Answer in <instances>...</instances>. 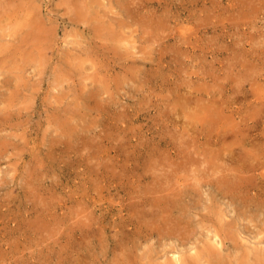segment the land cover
Segmentation results:
<instances>
[{
	"label": "rangeland",
	"instance_id": "rangeland-1",
	"mask_svg": "<svg viewBox=\"0 0 264 264\" xmlns=\"http://www.w3.org/2000/svg\"><path fill=\"white\" fill-rule=\"evenodd\" d=\"M129 1L0 0V264H166L197 257L221 227L233 236L217 245L225 264L264 258L260 199L243 216L203 186L188 202L220 217L170 218L172 238L155 231L162 218H140L154 210L144 201L154 185L176 182L167 171L211 174L241 164L242 153L264 155V3ZM109 28L116 42L103 40ZM201 84L206 106L217 96L233 122H212L206 108L207 122L168 115L175 96ZM233 125L238 139L223 140Z\"/></svg>",
	"mask_w": 264,
	"mask_h": 264
},
{
	"label": "bare ground",
	"instance_id": "bare-ground-1",
	"mask_svg": "<svg viewBox=\"0 0 264 264\" xmlns=\"http://www.w3.org/2000/svg\"><path fill=\"white\" fill-rule=\"evenodd\" d=\"M132 1V0H130ZM129 1V2H130ZM139 1V0H138ZM244 1L247 0H238V3L236 4L238 7H242ZM248 1H255V2H259V3H264V0H248ZM21 3V2H20ZM37 3V2H36ZM131 4L133 2H130ZM233 3V2H232ZM254 3V2H253ZM258 3V4H259ZM250 4V3H249ZM35 5V4H34ZM73 5V4H72ZM84 5V4H83ZM121 5V3H120ZM254 5V4H253ZM85 6V5H84ZM89 6V5H88ZM250 6V5H249ZM248 6V7H249ZM264 6V5H263ZM19 7V6H18ZM24 7V6H23ZM123 7V6H121ZM134 7V6H133ZM244 7V6H243ZM242 7V8H243ZM246 7V8H248ZM69 8V7H67ZM264 8V7H263ZM84 10L89 9V7H87V5L82 8ZM126 9V8H125ZM128 9V7H127ZM126 9V10H127ZM139 8H136L134 11H137ZM68 10V9H67ZM70 10V9H69ZM68 10V12H70ZM74 10V9H73ZM81 13L82 16H84V13L87 14V12ZM131 10V9H130ZM233 10V9H232ZM241 10V9H240ZM22 11V10H21ZM24 11V10H23ZM22 11V12H23ZM75 11V10H74ZM140 11V10H139ZM19 12V11H18ZM39 12V11H37ZM127 12V11H125ZM155 12V11H154ZM29 13V12H28ZM80 13V12H77ZM137 13V12H136ZM135 13V15H136ZM33 14V13H32ZM35 14V13H34ZM74 14H76L74 12ZM89 14V13H88ZM23 15V13H22ZM21 15V16H22ZM132 15H134L132 13ZM141 15V14H140ZM78 16V15H77ZM139 16V15H136ZM62 17V16H61ZM134 17V16H133ZM147 17V16H146ZM138 18V17H135ZM83 19V18H82ZM134 19V18H132ZM139 19V18H138ZM145 19V18H144ZM160 19V18H159ZM70 20V19H68ZM84 20V19H83ZM82 20V21H83ZM87 20V19H86ZM138 21V20H137ZM34 22V21H33ZM84 22V21H83ZM123 22V21H122ZM144 22V21H143ZM29 24V23H27ZM97 24V23H96ZM34 25V24H33ZM32 25V26H33ZM36 25V24H35ZM40 25V24H39ZM37 25V26H39ZM95 25V24H94ZM150 25V24H149ZM49 26V25H48ZM73 26V25H72ZM76 26V25H75ZM108 26V25H107ZM113 26V25H112ZM53 27V26H52ZM100 27V26H97ZM96 27V29H97ZM160 27V26H159ZM47 28V27H46ZM50 28V27H49ZM129 28V27H128ZM139 28V27H138ZM142 28V27H141ZM154 28V27H153ZM48 29V28H47ZM238 29V27H237ZM7 30V29H5ZM27 30V29H26ZM30 31V29H28ZM49 30V29H48ZM11 31V30H10ZM32 31V30H31ZM53 31V30H52ZM127 32V29L125 30ZM143 31V30H141ZM152 31V30H151ZM154 31V30H153ZM107 32L111 33L109 35L110 40L107 38H103V40H108L109 42H116L117 41V36L114 33L115 31L112 32V28L107 29ZM122 32V31H121ZM154 33V32H152ZM13 34V33H12ZM37 34H38V38L41 37H47L46 35V30L42 27H39V29L37 30ZM171 34V33H170ZM158 35V34H157ZM156 35V36H157ZM162 35V34H161ZM27 36V35H26ZM102 36V35H101ZM173 36V35H172ZM253 37V36H252ZM16 38V37H15ZM19 38V37H18ZM24 38V37H21ZM156 38V37H155ZM168 38V37H167ZM170 38V37H169ZM241 39V38H240ZM36 40V39H35ZM46 40V39H45ZM44 40V42H45ZM165 40V39H164ZM33 41V40H31ZM30 41V42H31ZM118 41H120V38L118 39ZM28 42V41H27ZM133 42V41H131ZM156 42V41H155ZM158 42V40H157ZM196 43V42H195ZM30 44V43H29ZM238 45V44H237ZM33 47V46H32ZM115 47V46H114ZM118 47V46H117ZM116 47V48H117ZM123 47V46H122ZM133 47V45H132ZM178 47V46H177ZM24 49V48H23ZM22 49V50H23ZM31 49V48H30ZM34 49V48H33ZM131 49V47H130ZM173 49V47H172ZM45 50V49H44ZM118 50V49H117ZM27 51V50H26ZM120 51V50H119ZM115 52V51H114ZM134 53V52H133ZM149 53V52H148ZM240 53V52H239ZM131 54V53H130ZM237 54V53H236ZM13 55V54H12ZM27 55V54H26ZM129 55V54H128ZM140 55V54H139ZM244 55V54H243ZM43 56V55H42ZM115 56V55H113ZM150 56V55H149ZM20 57V56H19ZM47 57V56H46ZM119 57V56H118ZM129 57V56H128ZM133 57V56H132ZM136 57V56H135ZM244 57V56H243ZM25 59V58H24ZM42 59V58H41ZM47 59V58H45ZM116 59V58H115ZM240 59V58H239ZM18 60V59H17ZM144 60V59H143ZM246 60V59H245ZM45 61V60H44ZM243 61V60H242ZM229 62V61H228ZM233 62H235L233 60ZM11 63V62H10ZM238 63V62H237ZM39 64V63H38ZM248 64V63H247ZM10 66V65H9ZM11 67V66H10ZM9 67V68H10ZM18 67V66H17ZM6 68V67H5ZM58 68V67H57ZM13 69V68H12ZM10 70V69H9ZM246 70V69H245ZM196 74V73H195ZM245 75V74H244ZM203 76V75H202ZM213 76V75H212ZM240 76V75H239ZM242 76V75H241ZM216 77V76H215ZM228 78V77H227ZM247 78V77H246ZM245 79V78H243ZM206 86V80L203 78L202 79ZM248 81V80H247ZM234 82V81H233ZM256 82V80H255ZM181 85V84H180ZM56 86V85H55ZM239 86V85H238ZM29 87V86H28ZM189 88V87H188ZM226 88V86H225ZM210 89V88H209ZM236 89V87H235ZM234 88L230 87V91L228 89L227 92H231L232 94H237L238 93V89L235 90ZM221 90V89H220ZM225 90V91H226ZM200 91L197 92H193L192 93V89H190V91H187L186 93L182 92L183 94H181V97L179 96H175L173 98L174 100V105H169L173 106V113H171L170 110H168V115L171 116H178L180 119H185L188 122H190L192 124V122H198V120H202L204 118H202L201 116H199L202 112V110L204 108L208 109V115L206 117L211 118L210 120L213 122V120L218 121L221 117L224 118V120H230L231 122H233V115H226V113L224 111L225 107L223 105V103H221V100H218L217 96L212 95L210 102L208 101L209 104H205V99H204V95L202 94L205 93L207 95V87H203L202 84L200 86ZM245 92V91H244ZM189 93V96H187ZM187 94V95H184ZM250 94V93H249ZM174 95V94H173ZM209 95V93H208ZM194 96V97H193ZM227 96V95H226ZM230 96V95H229ZM240 96V95H239ZM233 97V96H232ZM231 97V98H232ZM221 99V98H220ZM238 98H233V101H235ZM171 100V99H168ZM242 100H244L243 102H245L246 104H249L248 102H246V96L242 97ZM229 101V100H228ZM167 103V102H166ZM207 103V102H206ZM225 104V103H224ZM234 104V103H233ZM251 105V104H249ZM206 106V107H205ZM226 106V105H225ZM221 109L223 110V112H221ZM249 109V107H248ZM179 111H181V115L178 114ZM237 111V110H236ZM67 112V111H66ZM178 112V113H177ZM216 112H218V117L216 116L217 114H215ZM238 112V111H237ZM246 112V111H245ZM244 112V114H245ZM199 114V115H198ZM204 114V113H203ZM221 115V116H220ZM241 115V114H239ZM56 116V115H55ZM261 116V115H260ZM197 117V119H196ZM205 117V118H206ZM201 118V119H200ZM242 118V115L241 117ZM240 118H239V122H240ZM246 118H251V117H246ZM57 119V118H56ZM171 119V118H170ZM195 119V120H194ZM67 120V119H66ZM194 120V121H193ZM245 120V119H244ZM186 121V122H187ZM203 121V120H202ZM205 122H207V119H204ZM209 121V119H208ZM62 122V121H61ZM74 122V121H73ZM179 122V121H177ZM185 122V123H186ZM227 122V121H226ZM238 122V125H239ZM184 123V122H183ZM184 123V124H185ZM228 123V122H227ZM182 124V123H180ZM67 125V124H66ZM189 125V124H188ZM186 125V126H188ZM232 125V124H231ZM239 127V126H237ZM241 127V126H240ZM59 128V127H58ZM67 128L70 129V127L68 126ZM236 127L233 125L231 130L227 131V130H221V138L223 137V140L228 138L229 133H232V136L238 139V135L236 132ZM221 129V128H220ZM230 129V128H229ZM71 130V129H70ZM67 132V131H66ZM65 132V133H66ZM244 136V135H243ZM250 137V136H249ZM247 138V137H246ZM220 139V138H219ZM236 139V140H237ZM262 139V138H261ZM227 140V139H226ZM253 141V139H252ZM240 142V141H239ZM262 142V141H261ZM219 143V142H218ZM223 143V142H222ZM264 143V142H263ZM232 144V143H231ZM242 144V143H241ZM253 144V143H252ZM221 145V144H220ZM259 145V144H258ZM263 145V144H261ZM181 146V145H180ZM217 146V145H216ZM243 146V145H242ZM244 147V146H243ZM234 149V148H232ZM182 150V149H181ZM246 150V149H245ZM222 151V149H221ZM234 153V152H233ZM187 154V153H186ZM236 154V152H235ZM192 156V155H191ZM189 155V157H191ZM223 157V156H222ZM235 158V156H232ZM225 158V157H224ZM227 158V157H226ZM231 158V157H230ZM232 159V158H231ZM182 160V159H181ZM193 160V159H192ZM224 160V159H223ZM235 160V159H234ZM226 161V160H225ZM239 162L236 163H241V164H237L236 167H233V162L231 161L232 165L228 170H224L221 172H212L211 174L206 173L203 174L202 172H198L199 174H194L193 176H190L189 174H183V172H178V171H172V172H168L166 173V175H169V177L165 176V179L168 178H175L176 182L173 184L170 183H160V185H154L153 190L155 191V193H157V195H155V197L153 198H147L146 200H144L146 203H150V205L154 208L153 211H151L150 215H144L142 213L140 218H162L164 220V227L163 225L160 227L155 228V231H157L158 234H162L165 235L166 237L172 238L173 236L175 237L177 234V231L179 229V225L177 223V221H172L170 220V218H187V216H189L190 213H192V211H194L197 215L199 216V218L201 219H205L206 221L209 220L210 218H219L220 217V212L214 213L213 215L209 216L204 215L201 211H196L198 206H192L190 205V203L188 202V199H192L193 197H196V195L202 196L200 194L203 186H209L211 187L217 196H221V200H228V203H230L231 205H237V207L235 208L236 211H240L241 215L243 214V216H245L244 214L246 212H248L246 209L248 208L247 203L248 202H252L253 204L256 203L257 199L263 200L262 203L259 204H264V169H262L260 167H263L264 165V155H252L251 153H242L239 155ZM227 162V161H226ZM229 164V163H228ZM227 164V165H228ZM180 167V166H179ZM226 169V168H225ZM179 170V168H178ZM206 171V170H204ZM192 172V171H191ZM195 172V171H194ZM162 173V172H161ZM161 176V175H160ZM150 179H161L159 176L157 177H150ZM206 179H211L208 181H204ZM153 180L151 181V184L153 182ZM164 180V178H163ZM162 180V181H163ZM190 180H194L195 183L193 185H188L187 181ZM158 181V180H157ZM159 182V181H158ZM162 184V185H161ZM150 185V184H149ZM171 185V187H169ZM149 188V187H148ZM146 189V188H145ZM150 189V188H149ZM147 191V190H146ZM263 191V192H262ZM151 193V192H150ZM159 194V195H158ZM139 197V196H138ZM144 197V196H143ZM142 202V200H141ZM259 202V201H258ZM145 203V204H146ZM222 204V201H221ZM257 204V203H256ZM138 206V205H137ZM129 207V206H128ZM217 207V206H216ZM263 206H261L262 208ZM136 208V207H135ZM144 208V206H143ZM227 208V207H226ZM229 208V207H228ZM212 209V208H211ZM148 211V210H147ZM143 212V211H142ZM213 212V211H212ZM229 212V211H228ZM138 217V216H137ZM240 217V216H238ZM236 217V218H238ZM166 218V219H165ZM169 218V219H168ZM253 218V216H252ZM234 219V217H233ZM141 220V219H140ZM170 220V221H169ZM176 220V219H175ZM219 221V220H218ZM222 221V220H221ZM147 222V221H146ZM224 222V220H223ZM226 223V222H225ZM150 223H148L149 225ZM163 224V223H162ZM240 224V223H239ZM136 225V224H135ZM145 225V224H144ZM143 225V226H144ZM154 226V225H153ZM159 226V225H158ZM185 226V225H184ZM245 226V225H244ZM241 227V226H240ZM141 228V227H139ZM186 228V227H185ZM210 228V227H209ZM211 229V228H210ZM237 229V227H236ZM209 230V229H208ZM207 230V232H208ZM263 230V229H262ZM237 231V230H236ZM247 231V229H246ZM146 232V231H145ZM148 232V231H147ZM189 231H187L188 233ZM249 232V231H248ZM261 232V231H260ZM184 233V232H183ZM205 233V232H204ZM225 232H223L222 227H221V238H220V232H217V234L215 236H212L214 238H216L214 240V243L216 244H207V245H203V248L201 249V251L198 253H196L197 257H193V256H188L187 254H182V255H178V254H174L173 255V261H171L170 259L168 263L166 264H191V260L192 262H197L199 264H201L200 260H202L204 258L205 262H207V264H225L224 263V257L222 254L221 249L225 246V241H227L228 239H230L232 237V241H233V236L229 233L224 234ZM239 233V232H238ZM139 234V231H138ZM210 234V233H209ZM183 235V234H182ZM207 235V234H206ZM214 235V234H213ZM237 235V234H236ZM241 235V234H240ZM211 236V235H210ZM243 236V235H241ZM151 237V235H150ZM178 239V238H177ZM243 239V238H242ZM258 239V238H257ZM149 240V239H148ZM164 241V240H163ZM171 241V240H170ZM219 241H221V249L218 248V244L220 243ZM230 242V241H229ZM258 242V241H257ZM213 243V242H211ZM246 243V242H245ZM172 244V243H171ZM249 244V243H248ZM161 245V244H160ZM236 245V244H235ZM238 245V244H237ZM188 246V245H187ZM251 246V245H250ZM240 247V246H239ZM254 247V246H253ZM259 247V246H258ZM179 248H181L179 246ZM200 249V248H199ZM258 249V248H257ZM164 250V249H163ZM184 251V250H183ZM177 252V251H176ZM221 252V253H220ZM168 253V252H167ZM264 253V251H263ZM170 254V253H168ZM253 255V256H252ZM121 257V256H120ZM119 257V258H120ZM161 257V256H160ZM206 258V259H205ZM254 258L255 262H252V259ZM164 259V258H163ZM245 259L247 264H263L264 262V258L263 255L261 253H256L253 252V254L251 253H247L245 255ZM122 260V259H120ZM130 260V259H129ZM139 261V260H138ZM154 261V259H153ZM200 261V262H199ZM240 261H242V259H240ZM155 263V261H154ZM160 264V263H159Z\"/></svg>",
	"mask_w": 264,
	"mask_h": 264
}]
</instances>
